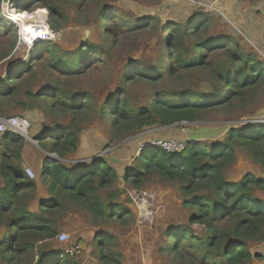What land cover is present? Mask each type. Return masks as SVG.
I'll use <instances>...</instances> for the list:
<instances>
[{
    "label": "rangeland",
    "instance_id": "rangeland-1",
    "mask_svg": "<svg viewBox=\"0 0 264 264\" xmlns=\"http://www.w3.org/2000/svg\"><path fill=\"white\" fill-rule=\"evenodd\" d=\"M5 1L0 0V19L7 25L3 23L0 27L8 29L10 34L0 35V81L6 80L14 65H26L33 56L45 54L47 57L46 47L37 44L42 40L30 43L33 38L30 41L20 39L21 32L27 33V27L17 20L13 21L16 12L9 18L17 24L1 16ZM17 2V8L26 9V14L35 15V20L38 19L37 14L43 12H36L37 9L46 10L45 23H33L31 26L37 25V28L34 27L37 30L46 27L48 32L56 33L46 42L56 54L72 58L82 52L86 42L96 45L100 54L104 53L97 57L85 53L81 74L53 73L38 66L32 76L19 81L16 95L0 102V115L26 117L31 123L29 136L34 143L23 137L27 142L22 150L23 159L16 163L23 170L30 167L34 171L32 180L35 188L22 194L21 205L36 213L40 203H46L51 198L46 188L49 182L46 172L39 175L32 163L33 153L41 151L49 162L61 161L66 165H77L79 162L88 165L92 158H102L115 169L118 177L112 185L99 188L98 195L104 205L115 203L129 212L120 218H107L94 215L75 202L64 200L59 208L48 213L56 230L55 235L32 239L30 255H20L12 264H37L41 253L55 256L54 252L63 246L56 239L62 231L69 234L70 241L80 242L83 246L79 255L70 258L77 264H110L109 259L117 255L123 264H201L202 253L194 248L180 246L177 251L166 249L170 245V230L188 228L197 239L207 234L203 224L190 220L195 208L183 203L185 194L181 186L184 183L163 179L155 173L133 183L130 177L125 178L124 175L138 166L137 159L142 150L156 139L196 141L201 149L209 152L223 146L232 131L264 124V77L250 87L239 89V95L228 102L210 106L199 112L195 120L186 121L190 124L186 132L181 131L179 122L161 124V117L155 113L152 125L119 130L112 125V116L107 117L105 113L109 104L113 107L123 100L138 112L149 110L151 103L161 98L171 103H182L194 100L201 94L225 93V83L214 74V66L228 64L233 52L251 54L262 60L261 55L254 49L233 43L232 37L225 31L228 25L218 16L217 8L213 6L214 9L206 11L191 0H17L16 5ZM50 7L55 10L49 17ZM197 15L200 19L197 36L193 39L171 36L174 33L171 34L169 28L187 26ZM220 37H224L228 44L221 49L200 50L206 61L202 67L186 70L175 67L169 75L168 66H171L174 54L169 47L172 43H181L184 49H188L187 58H193L197 52L191 44ZM13 41L15 47L9 52L6 45ZM165 44L168 47L165 48ZM236 66H240V63ZM158 70L161 72L156 79L137 76L139 73L157 74ZM43 86L54 90L49 89L48 96L38 99L25 94L27 90L39 91ZM57 93L67 101H82L85 108L74 113L56 105L54 98ZM63 129L72 132L78 130L79 134L77 149L61 158L47 147L51 139L49 135ZM34 135L46 138L43 139L46 150L41 149L32 138ZM234 140L231 142L234 160L224 168L227 180L238 181L247 174L263 178L264 165L259 156L250 152L240 141ZM256 148L264 149V140ZM2 186L4 181L0 175ZM144 195L148 196V202L142 208L134 196L141 198ZM253 195L264 199V194L259 190ZM143 213L148 214L146 218ZM102 234L107 236H102L101 243L98 240ZM4 235L5 228L0 226V242L4 241ZM246 243L252 254L261 256L253 258L251 264H264V227L262 240L253 238ZM101 254L105 255L104 259H101ZM215 256L222 260L219 253H215ZM207 263L210 264V261ZM0 264L6 263L0 259ZM246 264H250V261Z\"/></svg>",
    "mask_w": 264,
    "mask_h": 264
},
{
    "label": "trees",
    "instance_id": "trees-1",
    "mask_svg": "<svg viewBox=\"0 0 264 264\" xmlns=\"http://www.w3.org/2000/svg\"><path fill=\"white\" fill-rule=\"evenodd\" d=\"M53 10L55 8L50 7L49 17ZM198 20L200 19L197 15L187 26L169 28L170 33H174L171 36L193 39L200 30ZM3 23L4 21L0 19V26ZM4 24L7 25V23ZM4 28L0 27V35L10 34V31ZM223 39L224 37L195 41L191 44L193 50L197 52L193 58H187L188 49H184L181 43H172L169 47L174 50V54L172 64L168 66L169 75L173 73L175 67L179 70L202 67L206 61L205 55L200 50L224 48L228 43H225ZM47 41L42 40L37 43L38 46L46 47L47 57L45 54L33 56L31 62L26 65L23 63L14 65L13 70L5 77L6 80L0 81V102L16 95L19 81L32 76L34 69L38 66L51 70L53 73L81 74L83 70L81 63L83 56H86L85 53L96 57L104 54L99 53L96 45L86 42L82 52L67 58L64 54H56L50 46L46 45ZM6 46L10 52L15 47V41ZM164 47L168 45L165 44ZM230 58L231 61L228 64L213 68L217 78L225 83L227 90L225 93L216 91L211 94H201L196 98L193 96L194 100L182 103H171L161 98L151 103L149 110L143 109L138 112L133 111L123 100L114 104L113 107L109 104L105 115L112 116V125L119 130H133L142 125H152L153 113L161 117L160 123L163 125L195 120L199 112L210 106L228 102L239 95V89L250 87L264 77V59L239 52H233ZM238 63L240 66H236ZM159 72L161 71L158 70L157 74L139 73L137 76L156 79ZM49 89L54 90L49 86H43L39 91L27 90L25 94L32 99H38L48 96ZM60 97L58 93L55 95L56 105L63 106L70 112L76 113L85 108L82 101L73 99L67 101ZM21 104L27 106L24 102ZM78 134V130L72 132L64 129L58 130L57 134L51 133L47 148L62 158L65 154L77 149ZM32 138L41 149L46 150L43 143V139L46 138L40 135H34ZM233 140L240 141L250 152L258 155L260 162L264 165V149L256 148L264 140V124H260L247 127L243 131H232L223 146L209 152L201 149L196 141L187 142L184 150L179 153H169L159 146L149 145L142 150L137 159L138 166L124 175L125 178L130 177L133 183L152 173L163 179L179 180L184 183L181 186L185 194L183 203L187 207L195 208V214L190 220L203 224L207 234L204 238L197 239L188 228L170 230L168 233L170 245L166 247L167 250L177 251L180 246L194 248L202 253L201 264H208V261L210 264H246L253 258L261 257L258 253L252 254L246 242L253 238L263 239L264 199L254 196L253 193L259 190L264 194V177L258 178L247 174L238 181L227 180L224 168L234 160L231 143ZM26 143L16 132L8 131L0 134V175L4 181V186L0 187V226L5 228L4 241L0 242V259L6 264H12L20 255H30L32 239L50 238L55 235L56 230L48 213L59 208L64 200L75 202L84 206L92 214L107 218H120L129 212L118 204L104 205L101 201L98 189L112 185L118 177L115 169L102 158H92L88 165L81 163L66 165L61 161L49 162L41 151L33 153L32 163L39 175L42 176L43 172H46L49 181L46 188L51 198L46 203H40L38 212L28 210L21 205L20 197L25 191L35 188V182L16 163L23 159L22 150ZM100 236L98 241L102 243V236L107 235ZM60 251L61 249L54 252L53 257L41 253L37 264H77L71 261L69 256H60ZM215 253H219L222 260L216 259ZM104 258L105 255L101 254V259ZM108 262L123 264L119 255L109 259Z\"/></svg>",
    "mask_w": 264,
    "mask_h": 264
},
{
    "label": "built area",
    "instance_id": "built-area-1",
    "mask_svg": "<svg viewBox=\"0 0 264 264\" xmlns=\"http://www.w3.org/2000/svg\"><path fill=\"white\" fill-rule=\"evenodd\" d=\"M16 1L17 0H6L5 3L2 4L1 16H3L5 19L9 20L10 22H13L11 20V18H9L10 16L5 15L3 13V8H4L5 4H7L8 10L11 14L14 12H17V14H19V13L25 14L28 12L26 9L19 10L17 8L18 2L16 5ZM191 1H193L196 5H198L199 7L203 8L206 11H209V9H214V7L212 5L207 4L205 2H201L199 0H191ZM37 11H41V12L44 11L43 16H44V20H45L46 10L44 8H40V9H37L36 12ZM14 24H17V23H14ZM34 27H37V25H34ZM55 35H56V33H54L53 31L50 30L47 34L43 35V37L40 40H50L51 38H54ZM23 37H24V34H23V32H21L20 39L21 40L24 39ZM24 41H26V40H24ZM33 41H37V40H32V41H30V43H32ZM189 125H190L189 122H186V121H181L178 123V126L180 127L182 132H186L189 128ZM30 127H31V123L26 117H22V116H18V115H8V116L0 115V134L11 131V132L18 133L22 137H25L27 139H31L29 136ZM150 145L159 146L169 153H179L182 150H184V148L187 145V142L180 141V140H177L175 138H166V139H156V140L152 141ZM24 172L31 179H33L35 177L34 171L30 167H25ZM134 197L136 198V201H138L139 207L144 206L148 202V196L147 195H144L141 198H137L136 196H134ZM150 197H153V196L150 195ZM131 198L133 199L132 194H131ZM143 215L146 218V216L148 214L143 213ZM56 239H57V242H59L60 244H63L61 251H60V256H69V257L77 256L81 253V251L83 249V246L80 242L70 241L69 240L70 239L69 234L64 232V231L59 232L56 236Z\"/></svg>",
    "mask_w": 264,
    "mask_h": 264
},
{
    "label": "crops",
    "instance_id": "crops-1",
    "mask_svg": "<svg viewBox=\"0 0 264 264\" xmlns=\"http://www.w3.org/2000/svg\"><path fill=\"white\" fill-rule=\"evenodd\" d=\"M199 1L217 8L235 45L254 49L264 59V0Z\"/></svg>",
    "mask_w": 264,
    "mask_h": 264
},
{
    "label": "bare ground",
    "instance_id": "bare-ground-1",
    "mask_svg": "<svg viewBox=\"0 0 264 264\" xmlns=\"http://www.w3.org/2000/svg\"><path fill=\"white\" fill-rule=\"evenodd\" d=\"M43 14L44 13L37 14V17H38L37 20H35V15H28V14L24 15L22 13L17 14V12L13 15V17L23 16L22 20H17V19L13 18L14 19L13 21L17 20V21L21 22V24L24 25L25 27L31 28V31H27V33H23L24 34V37H23L24 39H22V40L29 41L32 38H33V40H40L43 37V35L48 32L47 31L48 29L46 27H42L40 30H37V29H34V27L31 26L33 23H35V24L38 23V22L45 23ZM35 28H37V27H35Z\"/></svg>",
    "mask_w": 264,
    "mask_h": 264
},
{
    "label": "clouds",
    "instance_id": "clouds-1",
    "mask_svg": "<svg viewBox=\"0 0 264 264\" xmlns=\"http://www.w3.org/2000/svg\"><path fill=\"white\" fill-rule=\"evenodd\" d=\"M3 13L5 14V15H9V16H11V13L9 12V10H8V6H7V4H5V6H4V8H3ZM18 17H22V16H16V17H13L14 19H17Z\"/></svg>",
    "mask_w": 264,
    "mask_h": 264
},
{
    "label": "snow or ice",
    "instance_id": "snow-or-ice-1",
    "mask_svg": "<svg viewBox=\"0 0 264 264\" xmlns=\"http://www.w3.org/2000/svg\"><path fill=\"white\" fill-rule=\"evenodd\" d=\"M24 15H27V14L25 13ZM22 19H23V16L17 18V20H22ZM25 31H31V28H26Z\"/></svg>",
    "mask_w": 264,
    "mask_h": 264
},
{
    "label": "water",
    "instance_id": "water-1",
    "mask_svg": "<svg viewBox=\"0 0 264 264\" xmlns=\"http://www.w3.org/2000/svg\"><path fill=\"white\" fill-rule=\"evenodd\" d=\"M28 140H30V142H32V143H34V141L32 140V139H28ZM54 162V161H53ZM80 163V162H79Z\"/></svg>",
    "mask_w": 264,
    "mask_h": 264
}]
</instances>
